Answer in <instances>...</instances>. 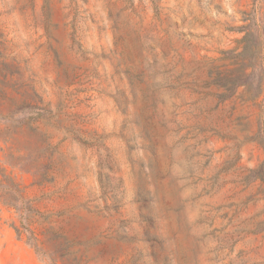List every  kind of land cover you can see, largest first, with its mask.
<instances>
[{"label": "rangeland", "instance_id": "1", "mask_svg": "<svg viewBox=\"0 0 264 264\" xmlns=\"http://www.w3.org/2000/svg\"><path fill=\"white\" fill-rule=\"evenodd\" d=\"M261 87L264 0H0V264H264Z\"/></svg>", "mask_w": 264, "mask_h": 264}, {"label": "trees", "instance_id": "2", "mask_svg": "<svg viewBox=\"0 0 264 264\" xmlns=\"http://www.w3.org/2000/svg\"><path fill=\"white\" fill-rule=\"evenodd\" d=\"M255 72H256V70L254 69L249 75L250 76L254 75ZM242 74H244V73H242ZM242 82L243 81H238V83H236L235 86L237 87V86H240L242 84L243 85L246 84V83H242ZM251 88L252 87L249 85V88H248L249 92H252ZM263 90L264 89H262V87H261L260 91H258V96H260L262 94ZM30 109L32 111V116H31L32 118L37 119L41 115V111H39L38 108L30 107ZM2 172H3V176L5 177V180L9 179V177L5 174L3 169H2ZM2 188H6V187L3 185L2 182H0V189H2ZM16 192H17L16 196L9 197V198H6L3 193H0V200H2L7 205L13 206L14 208L17 209V211L23 212V214L26 215L31 210V207L29 205V201L24 197L23 189L17 188ZM16 231H17L19 236H21V234L24 232L23 230H21L19 228H16ZM33 244L36 245L35 242H33Z\"/></svg>", "mask_w": 264, "mask_h": 264}]
</instances>
